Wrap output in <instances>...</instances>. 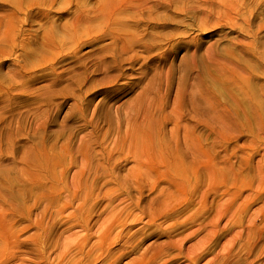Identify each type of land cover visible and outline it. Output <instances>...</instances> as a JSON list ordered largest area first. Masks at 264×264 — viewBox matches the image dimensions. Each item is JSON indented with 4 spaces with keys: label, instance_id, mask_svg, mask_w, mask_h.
I'll list each match as a JSON object with an SVG mask.
<instances>
[{
    "label": "rangeland",
    "instance_id": "obj_1",
    "mask_svg": "<svg viewBox=\"0 0 264 264\" xmlns=\"http://www.w3.org/2000/svg\"><path fill=\"white\" fill-rule=\"evenodd\" d=\"M0 232V264H264V0H0Z\"/></svg>",
    "mask_w": 264,
    "mask_h": 264
},
{
    "label": "bare ground",
    "instance_id": "obj_2",
    "mask_svg": "<svg viewBox=\"0 0 264 264\" xmlns=\"http://www.w3.org/2000/svg\"><path fill=\"white\" fill-rule=\"evenodd\" d=\"M15 28H16V27H15ZM14 41H15V40H14ZM27 42H28V41H27ZM195 107H196V106H195ZM201 137H202V135H201ZM196 140H197V138H196ZM198 140H199V139H198ZM198 140H197V141H198ZM176 142H177V141H176ZM176 142H175V143H176ZM178 142H180V143L185 142V143L187 144L188 141L183 140L182 142H181V141H178ZM178 142H177V143H178ZM191 143H192V142H191ZM191 143H190V144H191ZM198 143H199V142H197V144H198ZM200 144H202V143L200 142ZM183 145H184V144H183ZM188 145H189V143H188ZM188 145H187V147H188ZM192 145H193V144H192ZM198 145H199V144H198ZM189 146H190V145H189ZM177 147H178V146H177ZM187 147H186V148H187ZM191 148H192V147H191ZM183 149H184V148H183ZM174 150H175V149H174ZM180 151H181V150H180ZM173 153H174V152H173ZM181 154H182V153H181ZM194 155H195V154H194ZM197 172H198V169L193 170V173L196 174ZM0 233H1V232H0ZM11 234H12V233H11ZM2 237H3V236H2ZM4 238H5V236H4Z\"/></svg>",
    "mask_w": 264,
    "mask_h": 264
}]
</instances>
